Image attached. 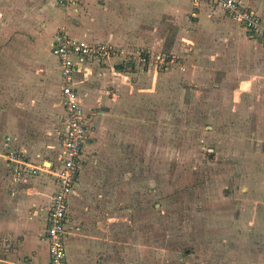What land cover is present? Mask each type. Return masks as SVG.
Instances as JSON below:
<instances>
[{
    "label": "crops",
    "instance_id": "1",
    "mask_svg": "<svg viewBox=\"0 0 264 264\" xmlns=\"http://www.w3.org/2000/svg\"><path fill=\"white\" fill-rule=\"evenodd\" d=\"M237 1L255 13L264 28V0ZM238 26L215 5L206 2L193 4L191 0H72L71 3L0 0V71L4 74V82L0 81V102L11 106L6 110L0 107L1 154L12 149L26 162L36 164L40 157H48L47 160L41 159L43 165L55 168L59 164L58 142L65 127L60 90L54 83L58 80L56 59L51 54L55 34L64 33L83 44H104L122 53L124 50L147 49L145 52L151 55H160L158 50L166 48L169 53L178 55L185 52L186 47L188 50L198 45L203 49L202 53H214L226 61L230 45L236 47L239 55L244 38L260 44L258 35L247 33L241 26V31H238ZM166 38L174 39L171 46H165ZM258 49L264 56V49ZM168 59L172 65L173 59ZM255 61L259 64L254 56L252 63ZM122 65L133 66L122 56L101 62L77 61L75 64L78 73L74 75V87L83 110L86 132L77 178L68 200L67 235L64 239L66 264H114L110 252L116 244L105 241L107 229H102L99 223H89L90 218L86 215L92 209L87 207H78V214L86 212V215L79 219L80 222L74 220L72 217L76 211L70 205L82 172L84 151L94 149L95 145L99 147L106 141L104 137L108 133L112 135L110 128L113 127L108 126V120L113 119L110 112L119 109L123 89H129L131 85V74H124ZM143 68H140L142 77L159 76L158 70L150 66ZM149 86L153 88L154 82ZM253 86L259 87L253 99L254 104H258L252 110L255 116L249 119L253 120L251 135L256 138L253 142L257 141L258 144H254L258 148L246 151L250 148H247L249 140L243 133L235 137L229 147L242 152L246 159L256 161L257 158L264 159L261 155L264 151V80L253 81ZM243 95L245 98L249 94ZM233 100V105L244 108L246 102L240 97ZM216 105L220 108V115L227 118L229 108L224 98L215 100ZM215 111L212 109V113ZM54 117L57 120L51 130ZM37 119L44 120V125ZM48 122L51 124L49 131L46 128ZM34 123L37 131L40 127V139L37 132L30 129ZM47 136L53 140L52 145L45 141ZM3 163L0 162V166L12 165ZM48 172L38 177L25 176L12 189L0 187V264H48L47 244L43 239L44 219L53 193V179ZM244 178L252 183L253 188H258V192L248 189L246 196L242 194L243 203L237 208V216L234 218L228 213L233 219L227 220L226 227L229 224L233 227L221 239L220 264H264L263 169L251 171V175ZM5 179L0 177V183L3 184ZM247 198H252L253 206L248 204Z\"/></svg>",
    "mask_w": 264,
    "mask_h": 264
},
{
    "label": "rangeland",
    "instance_id": "2",
    "mask_svg": "<svg viewBox=\"0 0 264 264\" xmlns=\"http://www.w3.org/2000/svg\"><path fill=\"white\" fill-rule=\"evenodd\" d=\"M236 29L241 31L239 26ZM173 42L166 38L165 46ZM196 46L178 55L159 49L161 56L173 59L174 66L158 70L157 78L142 77V67L137 64L135 68V60L131 67L122 65L123 73L131 74V85L123 89L118 111L110 112L112 135L108 133L99 147L84 151L70 208L92 211L87 215L76 211L72 218L79 221L86 215L90 224L107 229L105 241L116 244L110 252L114 264H220L221 239L233 227H226L227 220L233 219L228 213L237 216L248 189L258 192L242 178L260 167L264 172V159H246L229 144L243 133L249 140L246 151L258 148L249 118L255 116L252 110L258 104L253 99L259 87L253 81L264 80V56L258 49L264 47L244 38L242 53L238 55L230 45L228 59L223 61V56L202 53ZM145 51L124 50L122 57L151 56ZM254 56L260 67L252 63ZM3 77L0 71L1 82ZM54 83L58 87V80ZM243 93L249 95L244 98ZM237 96L246 102L244 108L233 105ZM221 97L229 108L227 118L215 106ZM0 107L11 109L2 102ZM214 108L217 111L212 113ZM36 121L44 125V120ZM50 125H46L48 131ZM31 126L40 139V127L38 132L35 123ZM45 141L53 144L48 136ZM41 159L48 157H40L36 164L24 162L28 166L16 174L15 166L0 157L8 165L0 166V177L6 178L0 187L12 189L25 176L46 175L49 166ZM247 199L253 206L252 198Z\"/></svg>",
    "mask_w": 264,
    "mask_h": 264
},
{
    "label": "built area",
    "instance_id": "3",
    "mask_svg": "<svg viewBox=\"0 0 264 264\" xmlns=\"http://www.w3.org/2000/svg\"><path fill=\"white\" fill-rule=\"evenodd\" d=\"M58 1L62 3L72 2V0ZM191 1L193 4L206 2L215 5L219 12L241 26L247 33L258 35L260 44L264 47V28L260 19L237 0ZM51 54L56 59L58 87L61 96L60 107L65 131L58 142L59 164L55 168L48 167V173L53 179V193L44 219L43 239L47 244L48 264H66L64 239L67 235L68 200L77 178V169L84 148L86 132L83 110L74 87V75L78 73L75 64L77 61L101 62L122 56V52L100 43H79L64 33H57L53 36ZM127 57L124 58L128 63L131 61L134 64L133 61L135 60L136 65L140 64L141 67L151 66L154 70H160L171 63L170 59L167 60L161 55L137 54L135 57ZM0 157L15 166L16 174H19L21 167L28 166L24 163L26 161L23 156L12 149L6 150L5 155Z\"/></svg>",
    "mask_w": 264,
    "mask_h": 264
},
{
    "label": "trees",
    "instance_id": "4",
    "mask_svg": "<svg viewBox=\"0 0 264 264\" xmlns=\"http://www.w3.org/2000/svg\"><path fill=\"white\" fill-rule=\"evenodd\" d=\"M119 69V68H118Z\"/></svg>",
    "mask_w": 264,
    "mask_h": 264
}]
</instances>
